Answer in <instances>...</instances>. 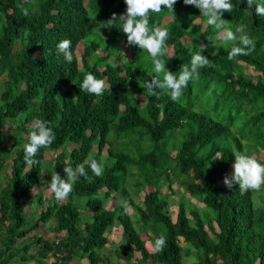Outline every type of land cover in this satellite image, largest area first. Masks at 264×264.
<instances>
[{"label": "trees", "instance_id": "1", "mask_svg": "<svg viewBox=\"0 0 264 264\" xmlns=\"http://www.w3.org/2000/svg\"><path fill=\"white\" fill-rule=\"evenodd\" d=\"M231 3L226 27L246 25L255 42L234 60L233 45L217 39L195 6L177 0L175 15L150 13V26L169 31L170 71L178 75L206 45L208 65L173 102L147 95L148 53L127 46L118 28H102L113 13H126L124 0H0V264H182L180 239L194 251L193 264H264V186L242 192L224 184L235 152L264 163V17L255 14L264 0ZM64 39L71 63L57 50ZM140 55L143 68L133 65ZM88 73L108 85L102 96L80 91ZM37 120L55 139L28 167L24 145ZM89 158L103 165L102 175ZM81 164L88 178L78 177L66 200L50 191L42 197L55 172L66 178L64 167ZM33 202L44 206L38 214ZM46 225V238L34 234ZM115 227L120 238L109 250ZM161 235L166 245L157 251Z\"/></svg>", "mask_w": 264, "mask_h": 264}, {"label": "clouds", "instance_id": "2", "mask_svg": "<svg viewBox=\"0 0 264 264\" xmlns=\"http://www.w3.org/2000/svg\"><path fill=\"white\" fill-rule=\"evenodd\" d=\"M255 0H247L248 8H251ZM126 4V13L117 17L113 13L109 19L102 21V28L111 30L118 28L127 37V46H138L140 50L146 51L151 57L153 64V75L149 82H146L145 88L147 95L158 96L167 94L169 98L176 102L183 95V90L188 86L190 81L198 79L199 70L208 65L209 60L202 55L206 50V45H201L200 50L191 55L190 64L180 66L178 75L166 67L164 57L172 55V50L167 49L166 41L169 38V31L158 25L150 26V13H161L167 9L169 13L175 15L174 6L177 0H124ZM184 5H192L200 10L206 23L218 30L217 39L224 44L231 43L233 46L228 52V59L234 60L237 56L250 55L255 50V42L246 33V25L240 24L235 31L226 27L228 21L222 19L225 12L231 13L234 5L231 0H183ZM22 14L27 16L28 9L21 7ZM255 14L264 17V5L256 3ZM222 31H219L221 30ZM239 34V35H237ZM238 40V44L236 43ZM123 45L124 44H120ZM120 45L118 48H120ZM125 47V46H124ZM127 50V48L125 47ZM58 53L63 54L65 61L71 63L73 52L71 50V41L64 39L57 44ZM120 54L126 59V56L120 48ZM108 85L103 79H97L93 74L85 75L80 91H84L96 96H102ZM132 88V87H131ZM156 89L160 91L157 92ZM32 131L29 133L28 143L24 145V161L28 167L37 164L38 161L33 157L40 148H47L55 139L52 128L47 127L42 121H35L32 124ZM89 167L95 176L102 175L103 165L95 159L89 158ZM233 172L231 178L225 177L224 184L229 189L234 184H238L239 189L243 191H259L264 186V163L260 162L255 155H249L245 152L234 153V163L232 164ZM66 178H61L58 173L51 176L49 191L54 194L57 202L64 201L68 198L73 190V185L78 177L83 176L86 179L87 172L84 166L77 165L75 169L71 166L63 168ZM166 245V237L159 236L154 243L157 251H163Z\"/></svg>", "mask_w": 264, "mask_h": 264}, {"label": "rangeland", "instance_id": "3", "mask_svg": "<svg viewBox=\"0 0 264 264\" xmlns=\"http://www.w3.org/2000/svg\"><path fill=\"white\" fill-rule=\"evenodd\" d=\"M120 48H122V51L124 52V54L126 56H129V52L125 49V47L123 45H120ZM79 52H80V47H79ZM134 66H139L140 67H145V59L142 55H140V57L137 58V60L133 63ZM137 102L139 104H144L145 103V100L143 99H139L138 97L136 98ZM261 159H264V154H261L260 155ZM48 158V157H47ZM42 186H40L41 188ZM44 188V187H42ZM172 190L174 191H178L179 193L178 194H182L181 192V189L176 185V184H173L172 185ZM36 191H33L32 192V195L35 193ZM47 195H49V190H44L43 192V198H45ZM34 198V197H33ZM184 198L186 199H189V197L187 195H184ZM136 202L138 200H135ZM190 203L193 204L197 209L201 210L202 209V205L195 202L194 200L192 199H189ZM258 202V201H257ZM259 203V202H258ZM105 206L108 208L111 206V203H109V201L106 202ZM33 209L36 210V213L35 214H38V211L42 208H44V206H41V207H38L35 205V203L33 202V205H32ZM127 211L129 212V214L131 213V210L130 208H127ZM85 215V214H84ZM132 215V213H131ZM172 216V215H171ZM173 217V216H172ZM36 218L33 217V219ZM48 228H49V225H46V226H41L37 231L34 232V234L38 235V234H43L45 233V235H43L45 238L46 236L49 234V231H48ZM120 228L118 227H115L112 229V231L110 232V234L108 235V239H109V242L111 243V247H108L107 246V249L110 248L109 250H112L114 247H116L118 241H119V238H120ZM50 236V235H49ZM146 248L148 250V252H153V249L152 247L150 246L149 242H146ZM179 245L181 247V255H182V264H193L194 262V251L189 247V245H187L186 243L182 242V240L180 239L179 240Z\"/></svg>", "mask_w": 264, "mask_h": 264}]
</instances>
